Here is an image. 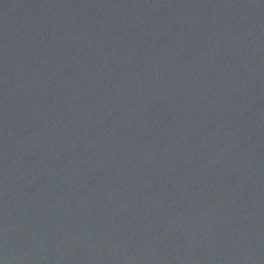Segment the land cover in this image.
<instances>
[{"label": "water", "instance_id": "95a60500", "mask_svg": "<svg viewBox=\"0 0 264 264\" xmlns=\"http://www.w3.org/2000/svg\"><path fill=\"white\" fill-rule=\"evenodd\" d=\"M0 264H264V0H0Z\"/></svg>", "mask_w": 264, "mask_h": 264}]
</instances>
